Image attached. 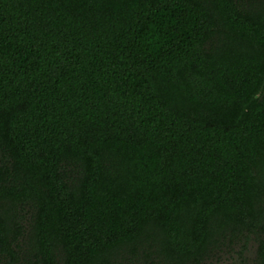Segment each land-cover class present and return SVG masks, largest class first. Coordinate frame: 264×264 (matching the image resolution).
<instances>
[{
    "label": "trees",
    "instance_id": "trees-1",
    "mask_svg": "<svg viewBox=\"0 0 264 264\" xmlns=\"http://www.w3.org/2000/svg\"><path fill=\"white\" fill-rule=\"evenodd\" d=\"M0 264H264V0H0Z\"/></svg>",
    "mask_w": 264,
    "mask_h": 264
}]
</instances>
